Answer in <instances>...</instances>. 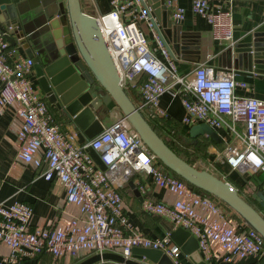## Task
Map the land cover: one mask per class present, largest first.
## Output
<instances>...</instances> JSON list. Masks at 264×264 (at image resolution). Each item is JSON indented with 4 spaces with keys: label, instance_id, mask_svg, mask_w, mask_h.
Returning <instances> with one entry per match:
<instances>
[{
    "label": "built area",
    "instance_id": "built-area-1",
    "mask_svg": "<svg viewBox=\"0 0 264 264\" xmlns=\"http://www.w3.org/2000/svg\"><path fill=\"white\" fill-rule=\"evenodd\" d=\"M165 6L174 23L183 21L185 12L176 0H166ZM109 8L95 19L119 73V85L135 93L130 100L143 117L164 119L159 98L178 99L184 111L182 125L225 130L227 140L221 138L224 147L215 156H222L229 169L264 176V101L235 95V87L246 85L234 82L231 70L197 65L179 76L146 0H109ZM190 12L206 22L214 42L231 43L228 11L211 9L208 0H191ZM138 22L150 32L152 50ZM5 36L0 30V113L10 110L17 122L15 158L41 169L45 180L58 181L65 206L73 207L75 214L47 227H32L27 204L0 202V247L7 251L0 264H20L43 254L66 262L103 253L129 259L133 248L160 251L178 264L180 251L167 236L148 239L135 232L125 216L119 191L134 174L149 176L155 187L172 197L170 203L143 200L140 211L186 231L195 239L203 263L214 264L220 253L225 263L252 259V264H264L261 237L244 224L241 230L233 228L216 200L164 169L121 116L113 115L112 123L85 143L61 131L45 99L31 85V59L15 57ZM89 151L96 153L101 168ZM260 192L264 196V181Z\"/></svg>",
    "mask_w": 264,
    "mask_h": 264
},
{
    "label": "water",
    "instance_id": "water-1",
    "mask_svg": "<svg viewBox=\"0 0 264 264\" xmlns=\"http://www.w3.org/2000/svg\"><path fill=\"white\" fill-rule=\"evenodd\" d=\"M30 0H0V23L6 31L5 39L14 47V38L27 57L33 59L34 79L46 103L62 111L76 126L78 143L91 140L103 127L99 116H108L117 108L128 126L138 135L156 161L190 187L210 196L218 206L233 212L245 227L256 232L264 242V217L248 204L226 182L198 169L179 157L172 143L164 141L133 105L120 87L119 73L100 33L94 17L83 13L79 0H54L52 11L43 9V23L35 30H27L20 6ZM42 4L43 0H37ZM164 0L152 5L155 16L165 10ZM159 12V13H158ZM170 14L169 11L163 13ZM163 13L162 19H163ZM165 39L173 49L189 50L194 42L189 33L176 24L164 23ZM218 59L222 70L249 73L264 62V35L254 30L240 41L228 46ZM231 64V65H229ZM256 72V71H253ZM104 114V115H103ZM99 115V116H97ZM187 137L209 138L220 143L215 131L204 124L191 126ZM129 186L137 195L131 182ZM264 212V196L252 195ZM168 238L191 264H205L197 253V244L186 231L176 228ZM173 264L157 250L133 248L131 257L124 259L113 253L90 256L77 264Z\"/></svg>",
    "mask_w": 264,
    "mask_h": 264
},
{
    "label": "crops",
    "instance_id": "crops-1",
    "mask_svg": "<svg viewBox=\"0 0 264 264\" xmlns=\"http://www.w3.org/2000/svg\"><path fill=\"white\" fill-rule=\"evenodd\" d=\"M190 1L176 0L177 5L183 8L185 12L184 19L180 23H174L171 20L170 14L163 13L164 11L170 12L165 4V10L160 11V13L158 12L157 16L150 9L151 15L157 24V29L169 50L179 76L189 74L197 65H204L213 70H222L218 57L228 46L237 43L244 35L254 30H260L264 35V0H208L211 9L219 8L231 14L232 41L229 44L217 43L211 39L210 28L206 22L190 12ZM158 3L159 0H146L149 8ZM79 5L83 13L94 18L100 17L110 9L109 0H79ZM54 7V0H43L42 4H39L37 0H30L28 4L23 3L20 6V11L23 12V21L28 23L27 30L37 29L44 21L42 10L45 8L48 11H52ZM164 23L176 24L181 27L182 31L189 33L194 42V48H190L189 50L173 49L165 39L164 33L167 30L163 27ZM137 25L146 40L147 46L152 50L154 43L150 32L143 23L138 22ZM0 30L5 31L1 23ZM12 39L15 45L10 48L13 49L14 56L22 59H31L33 63V59L27 57L17 41L14 38ZM154 56L160 59L157 51H154ZM33 65L34 63L32 64L30 82L33 89L41 95L33 76ZM230 70L233 72L234 82L246 85L244 89L235 87V95L264 101V62L263 64H258L256 70L252 68L249 73L238 72L232 70V68ZM127 95L130 99H133V96L135 97L133 91L128 92ZM158 107L165 113V117L162 119L165 126L157 130L158 135L163 140L171 142L176 146L181 143H192V141L197 145L208 143L207 141L210 139L206 137H197L194 140H190L187 137V131L190 126L182 125L180 122L184 111L178 99H170L168 95H163L159 98ZM48 110L53 118V122L61 131L77 134L76 126L70 122L69 118L62 111H57L49 105ZM112 114H114L113 111L108 116L97 115L103 128L108 127L112 123ZM156 125H159V123ZM16 129L17 122L14 120L11 111L4 109L0 113V202L5 204L12 202L27 204L32 212V227H47L74 215V208L65 206L64 204V193L58 181L55 179L45 180L40 175L41 169L33 170L31 166L22 164L16 160ZM215 133L220 139V143L216 144L213 141V144L208 143L206 149L209 151L210 156L206 160H203V162L197 161V164L200 165L202 170L223 180L235 189L240 197L264 217V212L252 198L254 193L260 192V185L264 181V176L260 173L253 175L240 174L229 169L224 163L222 156H215V154L221 153L224 147L221 138L227 140L226 132L224 129H218L215 130ZM76 142L78 143L77 137ZM88 154L95 166L101 168L96 153L89 151ZM128 182L132 183L137 191V195L134 194V190L129 186ZM128 182L120 189L119 193L123 200L125 216L134 231L148 239L168 237L169 232L174 230L172 226L166 220L141 212L140 204L143 200L170 203L172 201L171 195L155 187L149 176L134 174ZM139 186L143 188V193L138 192ZM241 226L242 224L239 223V230H241ZM170 244L174 245L171 241ZM6 254L7 251L3 247H0V260ZM88 257L90 256H86L79 261L66 262L64 260L54 261L49 255L43 254L34 259L24 260L20 264H77ZM252 262V259H246L235 264H252ZM178 264L191 263L180 253ZM214 264L229 263L223 262L221 254L217 253Z\"/></svg>",
    "mask_w": 264,
    "mask_h": 264
},
{
    "label": "rangeland",
    "instance_id": "rangeland-1",
    "mask_svg": "<svg viewBox=\"0 0 264 264\" xmlns=\"http://www.w3.org/2000/svg\"><path fill=\"white\" fill-rule=\"evenodd\" d=\"M113 112L114 114H112V116L113 115H115L116 117L121 116L117 108H114ZM114 117H111L112 121ZM172 146L174 147V150L178 152L183 159L187 160L189 163H191L193 166H195L198 169L201 168L200 165L197 164V161L203 162V160H206L207 157L210 156L209 151L206 149L207 148L206 145L198 144L197 146L193 147L190 143H186V144L181 143L178 146L176 145H172ZM225 213L228 216L231 226L233 228L238 227L239 223L243 225L241 220L233 212L225 208Z\"/></svg>",
    "mask_w": 264,
    "mask_h": 264
},
{
    "label": "trees",
    "instance_id": "trees-1",
    "mask_svg": "<svg viewBox=\"0 0 264 264\" xmlns=\"http://www.w3.org/2000/svg\"><path fill=\"white\" fill-rule=\"evenodd\" d=\"M128 96V95H127ZM130 99V98H129ZM147 122L151 125V127L154 129V131L157 133V130L159 129V128H161V127H164L165 126V123H164V121L162 120V119H157V120H153V121H151V120H147ZM159 123V125H156V124H158ZM164 123V124H163ZM158 134V133H157ZM165 141V140H164ZM167 142V141H166ZM209 144H213L212 143V141L211 140H208L207 141ZM167 143H169V142H167ZM208 143L207 144H203V145H206V146H208ZM193 147H195V146H197V144L196 143H194L193 141H192V143H190ZM173 145V144H172ZM171 145V149L179 156V157H181L180 156V154L178 153V152H176L175 150H174V147ZM206 148V147H205ZM182 158V157H181ZM183 159V158H182ZM183 160H185V159H183ZM187 163H189L187 160H185ZM189 164H191V163H189ZM192 165V164H191ZM193 166V165H192ZM196 190V189H195ZM196 191H198V190H196ZM200 194H202V195H205V194H203L202 192H200V191H198Z\"/></svg>",
    "mask_w": 264,
    "mask_h": 264
}]
</instances>
